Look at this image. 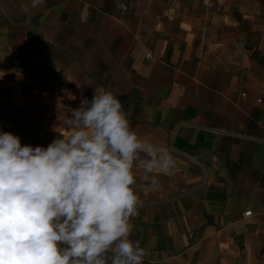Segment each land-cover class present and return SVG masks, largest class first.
Listing matches in <instances>:
<instances>
[{
    "label": "crops",
    "instance_id": "crops-1",
    "mask_svg": "<svg viewBox=\"0 0 264 264\" xmlns=\"http://www.w3.org/2000/svg\"><path fill=\"white\" fill-rule=\"evenodd\" d=\"M28 4L0 0V131L47 147L113 92L176 162L132 220L144 264H264V0Z\"/></svg>",
    "mask_w": 264,
    "mask_h": 264
},
{
    "label": "clouds",
    "instance_id": "clouds-1",
    "mask_svg": "<svg viewBox=\"0 0 264 264\" xmlns=\"http://www.w3.org/2000/svg\"><path fill=\"white\" fill-rule=\"evenodd\" d=\"M63 123L47 147L0 131V264H144L132 220L175 169L170 149L141 138L102 87Z\"/></svg>",
    "mask_w": 264,
    "mask_h": 264
},
{
    "label": "built area",
    "instance_id": "built-area-1",
    "mask_svg": "<svg viewBox=\"0 0 264 264\" xmlns=\"http://www.w3.org/2000/svg\"><path fill=\"white\" fill-rule=\"evenodd\" d=\"M208 5L209 6H213V3H209ZM147 56L149 57L150 54H148ZM4 77H5L4 74L0 73V80L3 79ZM245 95H246L245 93L241 94L242 97H245ZM250 214H251V211H247V212L244 213V216H249Z\"/></svg>",
    "mask_w": 264,
    "mask_h": 264
},
{
    "label": "trees",
    "instance_id": "trees-1",
    "mask_svg": "<svg viewBox=\"0 0 264 264\" xmlns=\"http://www.w3.org/2000/svg\"><path fill=\"white\" fill-rule=\"evenodd\" d=\"M258 61H259L260 63H264V59L261 58V57H258Z\"/></svg>",
    "mask_w": 264,
    "mask_h": 264
}]
</instances>
